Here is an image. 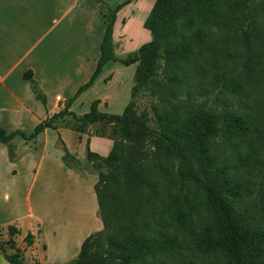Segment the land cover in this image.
I'll return each mask as SVG.
<instances>
[{"label": "trees", "instance_id": "trees-1", "mask_svg": "<svg viewBox=\"0 0 264 264\" xmlns=\"http://www.w3.org/2000/svg\"><path fill=\"white\" fill-rule=\"evenodd\" d=\"M133 1L106 5L96 70L65 107L33 130L0 126V142L17 160L16 139L36 141L60 123L81 134L109 125L107 134L93 133L113 141L110 154L94 153L88 144L86 159L98 170L88 172L99 176L103 230L90 235L69 264H92L95 249L99 264H264V0H156L144 23L151 41L120 58L114 27ZM112 62L137 65L125 111L101 112L99 100L82 116L70 111ZM25 78L41 95L33 73ZM143 90L160 106L151 109L155 127L143 124L136 132L135 97ZM219 92L225 94L217 97L220 109L204 112L200 102ZM41 100L46 104L43 95ZM149 140L159 154L144 149ZM59 144L67 167L86 170L61 138ZM173 181L194 189L174 191ZM200 222L203 250L189 242ZM7 229L11 239L0 242V253L12 264H25L23 253L8 252L9 246L17 250L19 230ZM24 242L32 246L35 240L29 234Z\"/></svg>", "mask_w": 264, "mask_h": 264}, {"label": "crops", "instance_id": "crops-1", "mask_svg": "<svg viewBox=\"0 0 264 264\" xmlns=\"http://www.w3.org/2000/svg\"><path fill=\"white\" fill-rule=\"evenodd\" d=\"M126 0H0V126L7 131L33 130L65 104L94 74L101 57L106 31V5ZM156 0H134L117 15L114 48L118 57L137 51L150 42L144 27ZM138 22L143 38L128 36ZM121 30V31H120ZM122 30L128 49H120ZM134 40H133V39ZM137 46H131V43ZM137 65L112 62L95 84L82 93L70 111L88 113L92 103L99 110L121 115L131 101ZM33 78L46 99L36 94L25 73ZM58 97L61 99L58 100ZM61 125L47 129L36 141L16 139L20 154L11 160L0 142V228L14 226L34 244L18 247L25 264H69L80 254L84 241L103 230L98 215L96 184L99 176L65 165L59 139L70 153L86 162L87 147L107 157L113 141L94 134L93 127L81 134ZM41 143L40 150L35 146ZM0 264H12L0 253Z\"/></svg>", "mask_w": 264, "mask_h": 264}, {"label": "rangeland", "instance_id": "rangeland-1", "mask_svg": "<svg viewBox=\"0 0 264 264\" xmlns=\"http://www.w3.org/2000/svg\"><path fill=\"white\" fill-rule=\"evenodd\" d=\"M119 1H121V0H119ZM139 32H140V25L138 22H135L130 27L127 34H128V36H132V35L135 36ZM127 34H125L124 30H122L121 41L119 42V44H120V49L123 51L124 50L126 51L128 49V47H125V45L126 44L128 45V42H129V40H127V37H126ZM137 38H141V40H142V38H143L142 32L137 35ZM146 43L147 42H144L142 45H144ZM135 45L137 46V43H135V41H133V43H131V46H135ZM130 53H132V52L124 54L123 57L127 56ZM224 96H225V94L223 92H219L218 94L212 96L211 98L201 101L200 105H201L202 109L204 110V112L213 113V112L217 111L218 109H220V103H218L217 97L220 99L221 97H224ZM131 100H132V98H131ZM232 102L237 103L238 101L236 99H232ZM153 105L154 106H160V104H158L156 102V99L154 97H152L151 94L146 90L141 91L138 94V96L135 97V110H136V114H137V119L135 118L134 121L132 122V128L134 131L138 132L140 129V126L143 124L149 125L151 128L155 127V124L153 122V117H152V110H151ZM93 130L95 132L97 131V132L102 133V134H107L108 132H110V127H109V125L101 124V125L95 126V128ZM154 145H155V142L153 140H149L147 142V146H144V149L148 148V149H151L152 151L156 152L157 154H159L161 152V150H159V149L155 150ZM40 147H41V143H39L35 146V148L38 150H40ZM156 159H157V157L154 160L155 166H157ZM85 163H86L85 165H86L87 171L94 170L95 172H98V170H95V168H92V166H89L87 164V161ZM106 169H107V166L102 163L101 171H105ZM170 187L174 191L182 188L183 193H186L187 191L194 189V186L190 182H186V183H184V186H181L179 184V182L175 183L173 181L170 184ZM159 213H160V211L157 212L158 215H159ZM198 224H199V227H198L197 231L195 232V234L191 237V240L189 242H190L192 247L203 250L205 248V245L203 244V239H204L203 227H204V225L201 224V222ZM10 239H11V235H10V232L8 231V229L1 228L0 229V242H2V241L8 242ZM13 239L16 243L15 244L16 248L25 246L22 236L17 235ZM104 242L105 241H103L102 243H104ZM8 252L9 253L12 252L10 246L8 247ZM93 253H94V256H93L92 264H99L100 260H99V256H98L96 249L93 250Z\"/></svg>", "mask_w": 264, "mask_h": 264}, {"label": "built area", "instance_id": "built-area-1", "mask_svg": "<svg viewBox=\"0 0 264 264\" xmlns=\"http://www.w3.org/2000/svg\"><path fill=\"white\" fill-rule=\"evenodd\" d=\"M61 98L60 97H58V100H60Z\"/></svg>", "mask_w": 264, "mask_h": 264}]
</instances>
